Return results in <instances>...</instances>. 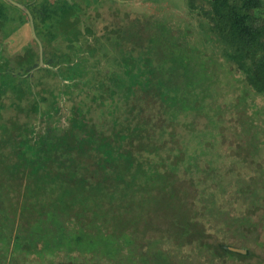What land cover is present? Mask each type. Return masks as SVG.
I'll return each mask as SVG.
<instances>
[{"label": "trees", "instance_id": "obj_1", "mask_svg": "<svg viewBox=\"0 0 264 264\" xmlns=\"http://www.w3.org/2000/svg\"><path fill=\"white\" fill-rule=\"evenodd\" d=\"M98 1L75 0L54 23L23 3L44 63L64 81L63 105L57 72L34 70L38 52L11 62L0 46V194L17 219L11 252L70 264H258L250 259L264 245V164L254 151L262 129L236 91L264 99V0H208L199 14L208 37L127 12L96 28ZM9 7L28 21L0 0L4 35L3 25L16 28ZM18 65L16 84L9 70ZM37 71L59 81L48 103Z\"/></svg>", "mask_w": 264, "mask_h": 264}, {"label": "rangeland", "instance_id": "obj_2", "mask_svg": "<svg viewBox=\"0 0 264 264\" xmlns=\"http://www.w3.org/2000/svg\"><path fill=\"white\" fill-rule=\"evenodd\" d=\"M98 2H101L100 4L96 3V8L91 9V22L94 24L96 28H100L106 21H117L123 19L124 12H127L129 14L133 15H140L143 19H145L148 22H151L154 20V22L160 21L163 23H166L170 27L181 30V28L184 29H191L190 31H197L201 30L200 32L202 35L204 34L206 37H208V33L205 30V24L201 23L200 21V9L208 8L209 2L208 0H194V3L196 4V8L190 9L188 6V0H100ZM98 12V13H97ZM113 22V23H114ZM192 33V32H191ZM32 38L31 30L29 27V23H26L23 28L19 29L15 36H12V39L8 42L9 46H7V50L10 51L12 56H15V51L21 50L22 46L29 41ZM36 44H32V51L34 50V53L38 52V47ZM10 50H9V49ZM4 49V47H3ZM5 50V49H4ZM23 50V49H22ZM26 53H29L28 48H24L23 52H19V56H26ZM4 54V53H3ZM5 55V54H4ZM36 57L37 55H33L32 61H29V64L36 63ZM16 59V58H15ZM207 60H209L210 64L214 65L216 72V79L215 82L220 84V80L224 79L221 72L217 69L216 59H214L213 55L207 54ZM14 61V58L12 59ZM17 61H20L18 59ZM11 63V62H10ZM24 63V62H23ZM14 65L13 63H11ZM26 64V63H25ZM28 64V61H27ZM36 65L35 69H38ZM18 67V68H17ZM28 66H25L26 68ZM9 69V68H8ZM13 70V71H12ZM10 69V72H17V75L15 76V83L17 84L16 78L17 76H22V69L21 66H16V68ZM28 74L30 72L32 73L33 69H28ZM34 70L33 73L34 74ZM1 72H7L5 68H0ZM38 77L41 81V84L38 83L37 86H42V95L45 103H48L53 96L57 94L59 91V81L55 80V83L53 82V79H50V82L46 80L44 77L43 71H37ZM20 78V77H19ZM32 82V81H31ZM36 86V88H38ZM1 87V86H0ZM33 89H35V86L32 83ZM236 91V90H235ZM239 96L243 97V103L246 105H241V107H246L247 112L251 113L252 110H256V120L257 123H261L260 129L261 136H259V140H256L257 145L254 151L258 155L257 158H259V161L264 164V147H262L261 144V138L264 139V99L260 96L255 95L252 91H236ZM232 100L230 95H226L224 97L225 104L226 101ZM223 102V104H224ZM236 113V111H234ZM55 115L51 114V117ZM235 117L236 115L233 114ZM48 119H50V122H47ZM52 119L48 116H44V129L50 131V126H52ZM6 128V120H3L0 118V131ZM230 129L228 128L227 135L230 136ZM237 131L239 132V127L237 128ZM44 135V134H43ZM1 138V135H0ZM41 142V141H40ZM48 139H43L40 143V146L38 145V141L35 143V146L33 147V152L35 156H38V153H41L43 151V147L45 144H47ZM247 146L254 147L253 140L249 139L246 143ZM264 145V142H263ZM3 146H0V151H3ZM249 149V151H250ZM264 166V165H263ZM1 173V169H0ZM1 178V174H0ZM4 196L0 194V264H70V262H51V260L48 258V255L44 257H28L24 256L22 253L11 252L10 246L13 244L14 241V233H15V226L17 224L16 217H13L10 211L4 208V203L2 202L4 200ZM2 200V201H1ZM259 232H262L260 239L264 242V230ZM236 246V245H235ZM238 247V246H237ZM256 254L253 258L250 259L252 262H257L258 264H264V245L259 246L256 245ZM11 253V257L14 254L16 259L14 262H11L12 260H8L9 254ZM55 260L63 259L62 255H56L54 256ZM45 258V259H43ZM50 261V262H49ZM227 264H238L237 262H241L240 260H229L226 261Z\"/></svg>", "mask_w": 264, "mask_h": 264}, {"label": "crops", "instance_id": "obj_3", "mask_svg": "<svg viewBox=\"0 0 264 264\" xmlns=\"http://www.w3.org/2000/svg\"><path fill=\"white\" fill-rule=\"evenodd\" d=\"M8 1V0H7ZM17 1V0H16ZM73 1H75V0H21L20 2H22V3H27L28 5H30V7L31 6H33V5H37L38 4V7H40L41 6V8L42 9H44V11H45V13H48L49 14V16L52 18V23H54L55 21H57V19H58V12H59V10L60 9H62V8H65V7H67L68 6V4H70V3H72ZM81 1H84V0H80V2ZM9 2V1H8ZM11 3V2H10ZM14 5V4H13ZM17 12L14 10L13 11V9H12V7H9V9H8V16L10 17V16H12V17H14V23H12V25L14 24L15 26H16V28L15 29H10V26H8V25H3L4 26V28H9L8 29V32L4 35V34H2L1 33V30H0V46H1V44L3 43V42H5V46H4V49L2 50L1 49V52H4L5 53V55L7 56V57H9L10 59H11V62H12V59L14 58H16V57H18L19 56V52H20V54H21V52H23V50H24V48H28V50H29V52H30V48H32V44L34 43V44H36L37 45V43L35 42V40H34V38H33V36H32V38L29 40V41H27L24 45H23V47H22V49L21 50H18V51H15V56H12V54L10 53V51H8L7 50V46H9L8 44V42L12 39V36L14 37L15 36V34H16V32L19 30V29H21V28H23V26H25V24L26 23H29V20L28 21H20V19H19V16H17V14H16ZM1 14V13H0ZM48 14H46L47 15V18L49 19L50 17L48 16ZM45 15V16H46ZM1 17H2V15H0ZM1 17H0V23H1ZM12 19V18H11ZM10 20V19H9ZM9 24V23H8ZM52 25V24H51ZM30 27V26H29ZM32 35V34H31ZM4 36V37H3ZM37 47H38V45H37ZM9 49V48H8ZM11 49V48H10ZM9 49V50H10ZM8 53V54H7ZM28 54V53H27ZM26 54V55H27ZM11 246H12V244H11ZM11 246H10V249H11ZM11 254V253H10ZM10 254H9V258H10ZM9 260V259H8Z\"/></svg>", "mask_w": 264, "mask_h": 264}, {"label": "water", "instance_id": "obj_4", "mask_svg": "<svg viewBox=\"0 0 264 264\" xmlns=\"http://www.w3.org/2000/svg\"><path fill=\"white\" fill-rule=\"evenodd\" d=\"M8 1L11 2L12 4L18 6L19 8H21L26 13L28 20H29V26H30L31 34H32L35 42L38 45V66L37 67H48V68L55 70V72H57L58 77L60 79V83H61V85H60V98H61V105H63V102H64V96H63L64 81H63L62 77L60 76V74L58 73V70L56 67L47 66L43 61L42 42L35 32L33 16L31 14L29 8L19 1H16V0H8ZM226 246L228 248H230L231 250H234L237 252H243V249L241 247H237V246H233V245H226Z\"/></svg>", "mask_w": 264, "mask_h": 264}]
</instances>
